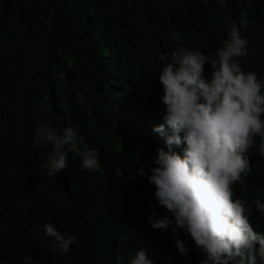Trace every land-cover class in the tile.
<instances>
[{"label": "trees", "instance_id": "1", "mask_svg": "<svg viewBox=\"0 0 264 264\" xmlns=\"http://www.w3.org/2000/svg\"><path fill=\"white\" fill-rule=\"evenodd\" d=\"M0 0V264H131L140 248L154 264H199L204 254L189 234L188 257L171 229H153L149 216L170 215L147 177L164 138L158 74L160 54L179 45L215 57L241 11L250 26L245 72L264 84V0ZM182 36L181 41L174 39ZM211 72L205 65V76ZM264 94V87L261 89ZM47 97V101H45ZM80 98L83 107L79 106ZM264 119V117H262ZM72 127L82 151L99 150L101 169L89 172L81 157L51 181L41 164L50 146L34 150L38 124ZM245 187L233 199L264 202V157L254 138ZM183 145L173 146L182 155ZM43 158V159H42ZM145 161L144 175L139 166ZM253 229L264 234V214L254 207ZM171 218V217H170ZM52 224L76 237L67 254L53 253ZM257 264H260L259 259Z\"/></svg>", "mask_w": 264, "mask_h": 264}, {"label": "clouds", "instance_id": "2", "mask_svg": "<svg viewBox=\"0 0 264 264\" xmlns=\"http://www.w3.org/2000/svg\"><path fill=\"white\" fill-rule=\"evenodd\" d=\"M130 2V0H129ZM205 4L208 0H203ZM222 6L224 0H219ZM241 11L240 23L230 22L228 38L217 49L215 57L178 44L176 51L160 54V61H169L158 74L164 106L163 123L153 131L164 138L167 151L156 149L155 167L149 169L148 181L154 185L157 203L170 215L149 216L153 229H171L175 245L184 257L189 256V234L197 250L204 254L199 264H264V234L250 224L253 207L264 214V202L251 203L233 199V186L251 171L249 149L255 137L264 140V94L254 72H245L239 58L248 57L247 38L241 29L250 22ZM174 39L179 42L180 34ZM211 72L205 76V65ZM47 101V97H45ZM84 101L79 100L83 107ZM72 127L61 130L38 124L32 137L34 150L50 146L47 159L41 164L53 182L67 167L69 153L81 157L82 167L89 172L101 169L100 152L92 147L82 151ZM183 145L182 155L173 146ZM259 154L264 157V143ZM43 159V158H42ZM146 162L139 166L144 175ZM171 217V218H170ZM45 235L55 243L53 253L67 254L76 237L65 236L52 224L43 226ZM29 264L33 258L25 255ZM131 264H154L147 251L140 248Z\"/></svg>", "mask_w": 264, "mask_h": 264}]
</instances>
